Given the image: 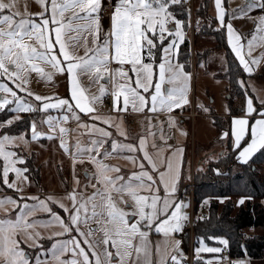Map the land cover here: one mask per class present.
I'll return each instance as SVG.
<instances>
[{
  "label": "snow or ice",
  "instance_id": "6c2138e0",
  "mask_svg": "<svg viewBox=\"0 0 264 264\" xmlns=\"http://www.w3.org/2000/svg\"><path fill=\"white\" fill-rule=\"evenodd\" d=\"M178 2L179 0H117L111 14L110 31L104 34V39L101 41L99 23V14L102 9L101 0H50V2L49 0H37L43 11L36 14L27 12L21 14L18 10L13 11L16 7L15 0H8V2L0 0V79L11 81L20 91H25L29 96H33L35 101L41 103L40 111L49 108H66L67 112L72 114L71 118L79 120L75 109H79L85 114L94 113L95 108L91 106V102H99L106 93V89L101 85L100 95L91 97L90 101L81 88L78 74L92 73L96 77L102 78L105 73L110 71L109 63L115 62L121 66L115 70L116 75L125 82L120 83L113 77V111L125 112L131 106L132 110L137 112L143 111L145 108L151 112L160 110L171 112L173 109L188 103L187 91L190 79V75L184 72L183 65H174L169 58V53L177 47V39H173L171 43L164 46V34L166 32L169 36L174 35L180 41L183 40L181 21H175V33L166 27L169 20L174 19L168 9L171 4ZM221 3L222 0H215L217 18L223 25L224 12ZM255 6L264 8V0ZM252 7L253 5L249 3V8ZM46 13L50 14L46 15ZM66 13L70 15L66 16ZM31 15L39 16V22L29 18ZM76 21L83 23H75ZM261 25H264V17L261 18L260 25L257 26L258 30H264ZM84 30L89 31L92 35L94 47L89 48L85 42L84 55H75L70 50V44L75 45L79 36L67 34L80 33ZM227 32L229 46L244 71L251 74L252 68L249 66V61L242 54L243 45L240 43V37L234 34L230 23L227 25ZM157 39L164 56L161 57V62L155 65L156 57L153 50L157 48ZM260 39L264 40V36ZM255 40L256 37L253 36V39L248 41L249 50H251ZM30 41H35V44L30 43ZM56 46L59 49L58 53L55 50ZM145 56L150 62H145ZM61 57L62 59H60ZM257 62V60L251 61L253 64ZM41 63L50 65L56 73H67L71 101H74V104L67 99H57L52 103L49 102L50 97H43L27 90L25 86L28 83L30 72H35L48 81L52 80L53 73L45 72L40 66ZM125 64L130 65L129 71L135 77V87L132 86L133 78L129 76V72L124 71L123 66ZM154 67L158 68V74L154 71ZM155 76L158 78L154 81ZM165 84L168 85L166 89L163 87ZM241 86L243 87V82H241ZM0 93L5 94L3 98H0V110H3L10 103H15L12 111L17 113L37 110L31 104L24 102L7 83L0 82ZM9 97L14 99H9ZM255 111L253 100L249 97L246 114L251 115ZM260 116L261 118L256 119L251 125L246 118H233L232 120L234 147L240 148V141L250 131L251 139L239 151L237 157L241 163H247L256 152L264 149V111L260 112ZM69 118V115H65L63 121L66 122ZM91 118L99 120L109 127L115 126L120 135H125L124 132L120 131L119 124H112L111 117L93 115ZM52 119V117H48V120L45 121L50 128L53 127ZM7 123L11 124L12 121L9 120ZM174 123V119L170 118V124ZM80 126L88 127L89 131L94 130L102 138L111 136L109 131L96 125ZM31 131L33 140L44 135L37 132L35 122L31 125ZM67 131L64 127L59 128L61 137ZM224 135L226 136L227 133ZM14 139L16 138L7 135L0 137V157H3L5 161L3 182L9 188H15V182L8 183L10 170L17 177L21 176L22 172L27 171L14 167L13 165L17 162L23 163V159L11 160L10 158L14 157L15 153L5 150V143ZM19 139L23 140L24 138L21 136ZM48 139H53V137L49 135ZM103 143V139H94L91 142V147L85 150L77 142L75 155H83L87 151L96 168L95 178L101 188L96 189L86 198L81 195L79 199L74 189L66 197L71 201V207L51 196L47 197L46 200L31 197L30 199L37 200L38 203L33 205L24 203L22 206L10 197L0 200V206L9 203L19 207L14 220L0 219V264H29L25 252L20 248V240L17 239V236L33 242L39 237L38 232L28 231V229H34L38 223H42L28 220V217L32 216L37 209L51 214V219L43 226L58 224L63 229L62 232L54 235L62 236L74 229L79 236L84 237V243L88 245V250L91 252L92 259L75 237L59 240L53 243L50 249L54 264H113V261H116V264H154L149 248L150 242L147 239L149 231L153 228L156 233L163 234L165 237L164 251L161 252L159 244L156 246L158 259L155 264H168L169 259L171 264H182L177 255L180 242L170 239L171 233L181 230V220L186 219V216L181 214L182 203H174L170 200V195L176 191L175 183L178 179V173L175 178L170 177L173 170L171 158L168 159L167 170L159 173L160 184L163 185L165 193L162 198L157 194L159 189L153 187L156 181L148 171L144 170L143 163L139 165L140 172L132 173L128 181L117 184V181H122L123 177L119 175L112 177L108 173H118L119 167L107 165L91 156L93 152L97 155L100 154ZM60 146L66 153L69 152V147L63 138H61ZM117 149L133 153L140 151L143 154V159L148 162L152 170H157L156 163L146 150V142L143 137L139 140V146L133 144L120 145L116 141H112V151L116 152ZM111 154L105 153V155ZM124 158L135 162V158L131 155ZM166 177H170V179H166ZM24 179L27 178L24 177ZM76 183L78 184L79 181L77 180ZM92 187L95 188L96 185H92ZM141 189L148 191L150 195L140 194ZM113 192L121 195V202L131 211H126L117 206L113 200ZM124 194L128 195L132 201L131 204L123 200ZM48 201L58 204L65 213H68V223H65L60 215L52 211ZM240 203H243V200ZM90 220H94L100 226L99 231L103 234V239L100 241L103 248L100 252L93 248V244L88 239L95 230L89 227L86 236L80 228L81 224L87 225ZM220 243L226 244L227 241L221 240ZM109 244L111 248L115 249L114 253L109 251ZM69 245H72L71 249ZM69 251H71L73 258L70 260L61 259ZM202 251L219 252L220 249L202 246L196 249L197 256ZM36 264H46V262L37 257Z\"/></svg>",
  "mask_w": 264,
  "mask_h": 264
},
{
  "label": "crops",
  "instance_id": "0c3cea01",
  "mask_svg": "<svg viewBox=\"0 0 264 264\" xmlns=\"http://www.w3.org/2000/svg\"><path fill=\"white\" fill-rule=\"evenodd\" d=\"M101 2L103 8L108 4H114L115 6L117 0H101ZM68 15L70 14L66 13V16ZM175 21H173L174 23L172 24H175ZM78 23H83V22L80 21ZM99 23H100V40L103 41L104 34L110 31L111 17L103 20L99 16ZM172 29H175L174 25L172 26ZM150 34L151 33H149V35ZM67 35L79 36V39L75 42V45L70 44V50L75 55H80V56L84 55L85 42L87 43V46L89 48L94 47L92 43L93 37L87 30L82 31L81 34L75 33L74 35V33H68ZM52 38L54 40V34L52 35ZM55 50L58 53L59 51L58 46H56ZM146 58L148 57L145 56L144 58L145 62H150V61H146ZM60 59H62V57ZM160 62L161 60L158 61V63L154 62V64L158 65ZM176 64L183 65L178 60ZM120 67L121 66L115 62L109 63L108 68L110 71L109 73H105L102 78H98L92 73L78 74V80L80 82L81 88L84 90V94L87 97H89L90 101H91V97L100 95L99 89L101 85H103L104 88L106 89V93L103 95L102 99L99 102H91V106L95 108L94 113L85 114L80 112L79 109H75V113L79 116V120H76L71 118L72 114L68 113L66 108H49L45 111H42L45 127H40V129L36 128V130L38 133H43L44 135L40 136L37 140L32 139V131L29 133V135H27L26 133H21L18 135L5 134L9 137L16 138L10 142H6L4 145L6 151L15 153V156L10 158L11 160L18 161L20 159L19 156L21 154L22 156L26 154L27 155L32 154L37 156V152H38L37 147H39L40 149H46L48 147H51L54 153L55 162L58 159V157L61 156H64V158L66 159L65 160L66 176L64 178V181H62L60 178V173L61 174L63 173L64 168L62 163L58 161L57 164L58 171L56 172L55 176L54 175L50 176L47 175L46 173H43V175L45 174L44 175L45 178H50V179L55 178L52 179V183H53L51 187L52 189L45 193V191L42 189L39 190L37 188L35 189L31 188L32 180L30 179L27 171L22 172L21 176L17 177V175L10 170L8 174V183L12 184L13 182H15V188H9L3 182V185H5L11 192L6 194L0 190V200H4V198L10 197L13 200L17 201L18 205L22 206L24 203H27L29 205L38 203L37 200L30 199L31 197H38L39 200H46L47 197L51 196L55 200L60 201L63 204L71 207V201L68 200L66 197L67 194L72 192L74 189L76 190L77 198L79 199L81 195L82 196L86 195L91 191H96V189L101 188V185L97 182L95 178L96 168L94 164L91 162L90 156L87 153V151H85L83 155H78V156L75 155L77 142H79L82 148L87 150L89 147H91V142L94 139H103L104 143L103 146L100 148V154L97 155L95 152H93L91 153V156H94L97 160L103 161V163L107 165L119 167L120 171L118 173L117 172L108 173L112 177H115L117 175L123 177V180L117 181V184H122L125 181H128V178L132 173L140 172L141 169L139 165L140 163H143L144 170L148 171L149 174L152 175L153 179L156 181L153 187L159 189L157 194L165 195L163 185L160 184L159 173L165 172L167 170L168 159L171 158L173 170L172 173L170 174V177L175 178V175L178 173V179L175 183L176 191L172 193L170 196H181V198L183 197L181 195L182 194L181 190L182 188H184L182 187L184 181L186 180L187 184H189L186 187L190 186L189 183L190 173L188 177L187 165L190 160L191 167L192 164L194 167V161H195L194 158H196V134L194 132L198 119H205L207 121L206 131L209 139L205 142L200 141V144L205 145L214 142L218 138H222V133L219 132L218 127L215 124L214 116H218L220 118L221 117L227 118L229 114L226 113L219 116L213 112H206V111L202 112L198 109L199 107H197L195 101L193 100L194 96L196 95L195 94L196 86L194 85V76H193L192 67L189 70L191 74H190L189 86L187 91V98L190 97L191 100V109L189 111L187 110L188 103L184 104L182 107L173 109L171 112H168L166 110L151 112L148 110V108H145L143 111L137 112V111H133L131 106H129L128 110L125 112L113 111L112 110L113 109V97H112L113 77H115L116 80H119L120 83L125 82L122 78L116 75L115 70ZM123 68L124 71H128L129 76L133 78L132 86L135 87V83H134L135 77L133 73L129 71L130 65L125 64ZM183 69L186 71L184 65H183ZM154 71L158 74V68L154 67ZM58 74L64 76V78H58V80L55 81V83H53L54 85L50 84L52 85L51 87H53L54 89L51 92L52 97L49 102L54 103L57 99H67L74 104V101H71V90H70V83L68 80L67 73L64 72L63 74L61 73ZM157 78L158 76H155L154 81ZM56 85H59L60 91H57L55 89ZM194 86H195V91H194ZM163 87L166 89L168 85L165 84ZM42 89H44V86H42ZM140 91L142 92V89ZM107 95H109L108 98ZM120 103L122 106V98ZM125 114H128L127 120L124 119L123 117ZM191 114H194V116H191ZM65 115H69L70 117L69 120L66 122L63 121V117ZM93 115L99 117H111L112 124L113 125L119 124L120 131L124 132L125 135H120L115 126L109 127L108 125L101 123V121L99 120H93L91 118ZM259 116L260 113L258 116L253 115L252 118H258ZM48 117L53 118L52 128L49 127L48 123H45V121L48 120ZM229 117H231V129L229 127L230 134H229V138H227L228 141L225 144H223V146H225L223 147V149L225 148V152H228L231 149L233 150L236 149V147H234L235 138L232 135V120L233 118H242L243 116L230 115ZM170 118L174 119L175 121L174 124H170ZM80 125H87V126L96 125L100 128H104L107 131H109L111 133V136L102 138L94 130L89 131L88 127H81ZM60 127H64L68 130L63 135V137H61V134L59 132ZM5 135H0V137H3ZM49 135H51L53 139H48ZM21 136H23L24 138L23 140L19 139V137ZM193 136L195 140H193ZM200 136L202 140V135ZM141 137L145 139L146 150L157 165L156 171H153L151 166L148 164V162L143 159V154L140 151H136L134 153L121 149H117L116 152L112 151V141H116L117 144L120 145L133 144L139 146V140ZM61 138L65 140L66 144L69 147V152L67 153L60 146ZM250 139L251 137L249 136L247 138L244 137V139L240 141V148H238L237 150L236 157H238L239 151L242 150L244 146H246V143L249 142ZM153 145H155V147H153ZM208 148L209 147L202 148L201 151H199V153L207 150ZM105 153H112V154L105 155ZM205 154L208 155L209 153H207L206 151ZM129 155L135 158V162L129 161L124 158ZM51 156H52L51 153L48 154V157L51 158ZM206 158L207 157H204V159ZM206 162L207 163L204 165V167H202L203 169L208 163H213L214 161L206 159ZM24 164H25V160L23 159V163L17 162L13 166L16 168L27 170ZM4 166H5V161L3 157H0V171H1L2 181H3ZM39 167H41L40 171H42L43 164L40 163ZM197 171L198 169L194 167V172L196 173ZM24 177H26L27 179H24ZM170 177H166V179H170ZM77 180L79 181L78 184L76 183ZM133 183L136 182L133 181ZM92 185H96V187L93 188ZM140 193L150 194L148 191L144 189H141ZM40 194L43 195L47 194L48 196L46 195L44 197ZM112 194H118V193L113 192ZM48 204L53 212H56L58 215H60L61 218L64 219L65 223H68V213H65L63 209H61L58 206V204L52 203L51 201H48ZM18 211H19V207L17 205L4 203L2 206H0V219L14 220ZM50 219H51L50 213L37 209L32 216L28 217V220L30 222L33 220L42 222V223H38L35 226V229H33L32 231L33 233L38 232L40 234L39 237L35 240V242H33L32 240H26L25 238H22L19 235L17 236V239L20 240V248L25 252L29 260V264H36L37 257H39L41 261L46 262V264H54V261H52L50 254V249L52 244L56 243L59 240L72 239L70 236L77 235L74 229L70 233H67L62 236L54 235L55 233L62 232L63 229L58 224L43 226V224ZM178 236L181 238L182 237L185 238L188 246H189V238H190L191 250L189 251V260L183 262L182 264H189L191 261L193 262V264H205V260L207 259V256L203 255V257L201 258L203 261L201 260L196 262V260H194V255L192 254L193 251L192 249L195 246L193 233L189 234V230L186 231L185 229L182 233H179ZM45 239L50 240V242L47 245H44ZM82 245L83 247H85L84 243H82ZM71 247L72 245H69L70 249ZM27 249L37 250V253L34 255L33 258H30L29 255L26 253ZM70 256H71V251L65 253L61 257V259L70 260L71 259ZM229 262L233 263L229 261V259H226L223 262H220L219 264H226ZM247 262H242V263H247Z\"/></svg>",
  "mask_w": 264,
  "mask_h": 264
},
{
  "label": "rangeland",
  "instance_id": "374dc122",
  "mask_svg": "<svg viewBox=\"0 0 264 264\" xmlns=\"http://www.w3.org/2000/svg\"><path fill=\"white\" fill-rule=\"evenodd\" d=\"M207 1L208 0H185L183 2V0H179V2L176 3L178 6H174V7L184 9L186 10V12H187V9L189 10L190 18H189L186 29L184 28L183 23H181V32L183 35V40L180 41L178 38H175L174 35L169 36L168 33L166 32L164 34L165 35L164 46H167L169 43H171L173 39H177V47L174 48L169 53V58L171 59V62L175 65L178 60L177 53L179 51L181 44L184 43L186 39L190 40V62L189 63L192 67L193 76H194V85L196 86V91H195V86H194V91L196 95L194 96L193 100L195 101L197 107H199L198 109L200 111L213 112L219 116L228 113L230 116L232 112H239V110H242V114L236 115V116H243L242 118L248 119L249 125H251L252 123H254L256 119L261 118V116H259L258 118H252V116L253 115L258 116L259 113L264 110V40L260 39V37L264 36V30L257 29V26L260 25L261 18L264 17V8L255 6V5L260 4L261 0H222L221 7L224 12V21L222 25L220 20L217 18V9H216L215 0H211L209 4V9L207 12L209 18L208 17L199 18L200 15L204 16L205 11L207 10V5H208ZM5 2H8V0H5ZM15 3H16V7L13 9V11L18 10L21 14H24L25 12L29 14H36V13H40L41 11H43L40 4L37 3V0H15ZM179 3L180 4L182 3V4L179 5ZM249 3L253 5L251 9L249 8ZM191 4L193 7V10L191 9V6H190ZM171 5L173 6V4ZM49 14L50 13H46V15H49ZM172 16L175 18L174 14H172ZM29 18L35 19L37 22H39L40 20V17L36 15H31ZM175 20L177 19L176 18L170 19L169 22L167 23V28L171 30L173 33H175V29H172V26L174 25L175 27V24H172V23H174L173 21ZM78 22L80 21H76L75 23H78ZM229 23L232 25L234 34L240 37V43L243 45L242 54L244 55V58L249 61V66L252 68L251 74L244 71L245 77L244 78L242 77L239 80L240 84L241 82H243V87L242 86L241 87L246 91L245 96L241 100L237 97L234 100L230 99L229 84L227 81L228 79L227 77H223L227 70L226 50L225 49H214L215 43H216L215 41L216 38L214 36H217L218 41L221 44H223V40H222L223 34L221 33L220 30H225V36H226V40L228 44L227 25ZM261 28L264 29V25H261ZM78 34H81V32ZM253 36L256 37V40L253 42L251 50H249L248 41L252 40ZM30 43L35 44V41H30ZM153 51H154V55L156 59L158 58V54L160 52H161V57L164 56L162 47L160 46L158 39H157V48L154 49ZM208 52H210V54L207 57H205ZM252 60H257L258 62L253 64L251 63ZM40 66L44 69L45 72L53 73L52 80L48 81L46 78H42L39 74L35 72H30L28 76V83L25 87L27 88L28 91L32 93H35L43 97L51 98L52 97L51 92L53 91L54 88L51 87L52 85L50 84L55 83V81H57L58 78H64V76L56 73L55 70L52 69L51 66L48 64L41 63ZM185 73H188L189 75L191 74V72H189V70L187 69ZM0 82L7 83L9 87H11L14 91H16L17 95L20 96L24 100V102L31 104L34 108L37 109L34 112L17 113V112L12 111V109L15 107V103H10L9 105H6L3 110H0V118L5 119V121L0 122V129L1 130L6 129V128L8 129V127H11L14 124H17L18 127L29 125L28 131L26 132V134L29 135V133L31 132V125L34 121L36 122L35 123L36 128L40 129V127H45L44 117L42 116V111L39 110L41 107L40 105L41 103L38 101H35L34 97L29 96L27 92L20 91V89L16 88V85L13 84L11 81L7 79H0ZM42 86H44V89H42ZM188 86H189V81H188ZM55 89L57 91H60L59 85H56ZM4 95H5L4 93H0V98H3ZM249 97L252 98L253 107L256 109V111L253 112L251 115L246 114L247 113V99ZM9 99H14V98L9 97ZM187 99H188L187 110L189 111L191 109V100H190V97H188ZM191 116H194V114H191ZM229 116L227 118H222V117L220 118L218 116H214L215 117L214 121L215 122L218 121V124H221V127H227V128L230 127L231 129V117ZM124 119L127 120L128 116L124 117ZM9 120L12 121L11 124L7 123ZM31 120H33L32 123H31ZM206 122L207 121L205 119H198L196 127H195V132H194L196 134V158H194L195 160L194 167L198 169L197 172H199L200 174L199 177L201 176V174H203L202 172H206V174H214V172L215 173L226 172L227 167L224 168V165H226V163L234 164L233 166L230 167L232 168L230 171L233 170L232 171L233 174H237V173H240L246 170V168L243 166L245 163L239 162L236 157L238 148L234 150L231 149L228 152H225V148L223 149V147H225L223 146V144H225L228 141L227 138H229L228 136L229 129L222 130V131L219 130V132L222 133V138H218L214 142H211L205 145L200 144V141L205 142L209 139L207 131H206V126H207ZM224 133H227V135L225 136ZM0 135L2 134L0 133ZM200 135H202V140L200 138L201 137ZM249 136H250V131L245 136V138ZM193 140H195L194 136H193ZM205 147H209V148L199 153V151H201V149ZM37 150H38L37 156L34 155V157L33 156L31 157L27 154L22 156L21 154L19 157L25 160L24 166L25 167L27 166V168H29V170L33 172V178H32L33 180L31 179L32 180L31 188L32 189L37 188L39 190L42 189L46 193L52 189L51 188L53 184L52 179H55V178H51V179L45 178L44 176L45 174L43 175V173H46L47 175H50V176H53V175L55 176L56 172L58 171L57 164L59 161L62 163L63 168H64L63 173L62 174L60 173V178L62 181H64V178L66 176V165H65L66 159L64 158V156H61V157H58V159L55 162L54 153L51 147H48L46 149H40L39 147H37ZM206 151L207 153H209L208 155L205 154ZM50 153L52 154L51 158L48 157V154ZM204 157H207L206 158L207 160H212L214 162L208 163L203 169L202 167H204V165L207 163ZM219 160H222V161L220 162V164H218V168L216 169L213 168L211 170L208 169L210 165L216 164ZM40 163L43 164V167H42L43 170L40 171L39 173L36 167L37 166L39 167ZM190 167H191V163L189 160L188 165H187L188 177L190 173ZM257 167H258L259 174H264V167L260 165H258ZM0 176H1V171H0ZM188 185L189 184H187L185 180L182 186L184 188H182L181 190L182 194L184 193V196L182 198L181 196H170V200L172 202L182 203L183 207L181 208V214L183 216H186V219H183L180 222L181 230L170 234V239H174L180 242L179 253L177 255L181 259L182 263L189 260V251L191 250L190 238H189V246H188L186 239L183 237L182 238L179 237L178 234L182 233L185 229L186 231L189 230V234H192L193 229H191L189 225L191 222L192 216L196 223V221L199 218H201L204 215V213L207 212L206 209L203 212H199V208L198 209L195 208V204L193 201L194 208H193V214H192V205L190 202L191 190L189 187H186ZM0 190L6 194L11 192L5 185H3V181L1 177H0ZM93 192L94 191H91L90 193L83 195V197L86 198L90 196ZM140 194L150 195L147 193H140ZM40 195L45 197L47 194L45 195L40 194ZM158 195L161 196L162 198L164 197V195L162 194H158ZM112 196H113V200L115 201L118 207L126 211H131L130 208L126 207V205L121 202L120 194H112ZM123 200L127 201L128 204L132 203V201L126 194L123 195ZM260 202H263V201H260ZM89 227H91L95 231L93 232L91 237H88V239L93 244V248H95L97 252H100V250L103 248V244L100 243V241H102L103 239V234L101 231H99L100 226L97 225L94 220H90L87 225L81 224L80 225L81 231H83L86 236H87ZM28 231L32 232L33 229L32 230L28 229ZM263 232H264V229H261V228L247 229L244 232L245 234L244 239L252 238L253 236H256L261 233L263 234ZM70 237L71 238L75 237L76 239H78L80 241L81 247H83L82 243H84V237H81L78 234L72 235ZM147 239L150 242L149 248L151 249L152 260L155 264V261L158 259V257L156 256V246L157 244H159L161 252H163L164 247H165L164 245L165 237L163 236V234L156 233L153 228L151 231H149V235ZM49 242L50 240L45 239L44 245H47ZM97 244H99V247H97ZM194 245L195 246L192 249L193 250L192 254L194 255V260H196V262L201 261L202 260L201 258L203 257V255L207 256V259L205 260V264H209V262L210 264H219L220 262H223L226 259L234 260L233 258H230L228 255L227 243L226 244L221 243L220 245H217V244L209 245L203 239H199V240L197 239ZM202 246L206 248H219L220 251L219 252L202 251L199 253V256H197L196 249ZM43 247H46V246H43ZM83 248L91 256V252L88 250V245L85 244V247ZM109 251H112L113 253L115 252V249L111 248L110 244H109ZM26 253L29 255L30 258H33L34 255L37 253V250L27 249ZM70 258L71 259L73 258L72 253H71ZM101 258L103 259V257ZM90 259H92V257H90ZM247 259H248L247 263H238V262L230 263L229 262L226 264H264V259H261V260H253L250 258H247ZM113 264H116V261H113ZM168 264H171L170 259L168 261Z\"/></svg>",
  "mask_w": 264,
  "mask_h": 264
},
{
  "label": "trees",
  "instance_id": "16d2710c",
  "mask_svg": "<svg viewBox=\"0 0 264 264\" xmlns=\"http://www.w3.org/2000/svg\"><path fill=\"white\" fill-rule=\"evenodd\" d=\"M210 2L211 0L207 1V10L204 16L200 15L199 18L208 17L207 12ZM181 4L179 3V5ZM174 6L178 5H171L169 11L175 15L177 20L183 23L186 29L190 18L189 10L187 9L186 12V10ZM220 31L223 34V44L218 41L217 36H214L216 38L214 49L226 50L227 70L223 77H227L228 79L230 99L234 100L237 97L241 100L245 96L246 91L241 87L239 80L245 77V73L227 44L225 30ZM209 54L210 52L205 57ZM177 56L178 61L187 70H190L189 39H186L181 44ZM160 60L161 52L158 54L155 63H158ZM146 61H149V59L146 58ZM241 114L242 110L231 113V115L235 116ZM1 121H5V119L0 118ZM215 124L220 131L229 129L227 127H221L218 121ZM28 127L29 125L18 127L17 124H14L8 127V129H2L0 133L2 135H18L26 133ZM229 134L230 131L228 130V136ZM29 156L34 157L32 154ZM221 161L219 160L216 164L210 165L208 169L218 168V164ZM249 163L243 165L246 170L237 174H233V170L230 171L232 169L230 167L234 164L226 163L224 168L227 167V169L224 173L214 172V174H206V172H202L203 174L199 177L200 174L198 172L195 175L193 189L195 208L198 209L200 204L204 202L207 212L196 221L193 227V236L195 241L197 239H203L209 245H220L221 240L227 241V252L230 258L238 259L247 257L253 260H261L264 259V232L263 234L261 233L247 239H244V232L250 228L264 229V174H259L257 167L258 165L264 167V149L258 151ZM36 169L40 173L41 167L37 166ZM27 173L30 179H32L33 172L29 168H27ZM182 196H184V193ZM241 200H244V202L240 203Z\"/></svg>",
  "mask_w": 264,
  "mask_h": 264
},
{
  "label": "built area",
  "instance_id": "2783aa9c",
  "mask_svg": "<svg viewBox=\"0 0 264 264\" xmlns=\"http://www.w3.org/2000/svg\"><path fill=\"white\" fill-rule=\"evenodd\" d=\"M184 1L185 0H183V2ZM187 4H188V2H187ZM190 6H191V9L193 10L192 4ZM191 9H190V11H191ZM113 10H114V5H112V4H108V5L104 6L101 9V11H100V14H99L100 18L103 19V20L107 19L108 17L110 18ZM191 13H192V11H191ZM108 97H109V95H107V98ZM127 116H128V114L124 115V117H127ZM195 175L196 174L194 172V167H193V164H192V167H191V170H190V178H189V180H190V182H189L190 186L189 187H190V190H191L190 200H191V205H192V214H193V208H194V206H193V189H194ZM205 209H206L205 203L200 204L199 212H203ZM194 224H195V220L193 219V216H192L191 222L189 224L191 229H193ZM229 261L242 263V262H247L248 259L247 258H238V259H234V260H230L229 259ZM189 264H193V262L191 261Z\"/></svg>",
  "mask_w": 264,
  "mask_h": 264
}]
</instances>
